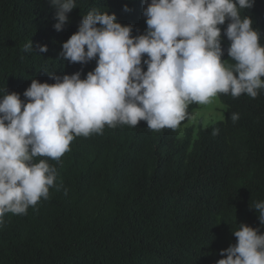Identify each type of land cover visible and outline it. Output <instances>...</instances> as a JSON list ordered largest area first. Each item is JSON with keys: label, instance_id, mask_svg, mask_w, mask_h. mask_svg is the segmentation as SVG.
<instances>
[{"label": "trees", "instance_id": "trees-1", "mask_svg": "<svg viewBox=\"0 0 264 264\" xmlns=\"http://www.w3.org/2000/svg\"><path fill=\"white\" fill-rule=\"evenodd\" d=\"M76 4L56 31L49 0H0V90L26 100L23 92L32 79L54 83L44 67L60 76L80 71L83 79L96 61L68 63L58 54L90 10L115 14L119 23L132 26L133 36L146 30L142 0ZM244 14L264 45V0H255ZM227 23L219 25L224 49L230 43L223 34ZM30 40L34 52H25ZM37 44L47 45V52L36 54ZM227 57L225 51L222 58ZM217 97L226 107L224 118L200 127L196 138L191 127L178 138L176 129L156 132L140 121L76 137L59 163L38 157L56 167L55 183L62 186L50 188L49 199L25 215H5L0 264H216L223 258L220 250L236 243L232 231L239 224L264 233L251 207L264 201V90L255 99ZM195 108L188 106L189 118ZM232 113L239 114L235 123ZM93 197L97 209L88 217Z\"/></svg>", "mask_w": 264, "mask_h": 264}, {"label": "clouds", "instance_id": "clouds-1", "mask_svg": "<svg viewBox=\"0 0 264 264\" xmlns=\"http://www.w3.org/2000/svg\"><path fill=\"white\" fill-rule=\"evenodd\" d=\"M143 34L133 36L107 11L90 10L66 41L58 58L96 66L56 75L54 83L32 79L20 94L0 90V225L7 213L25 215L50 197L60 162L76 137L103 134L105 126L175 130L189 118L190 104L207 105L219 94L255 99L264 90V45L253 20L242 15L255 0H142ZM55 8L56 31L68 21L76 0H49ZM125 6V11H127ZM230 41L222 48L221 28ZM39 53L47 45L37 44ZM25 52H34L30 40ZM230 59H223L224 52ZM146 65V70L142 69ZM238 113L231 114L235 123ZM45 157L48 159H37ZM65 194L67 190L65 189ZM264 225V201L251 206ZM235 244L221 249L216 264H264V233L239 224Z\"/></svg>", "mask_w": 264, "mask_h": 264}, {"label": "rangeland", "instance_id": "rangeland-1", "mask_svg": "<svg viewBox=\"0 0 264 264\" xmlns=\"http://www.w3.org/2000/svg\"><path fill=\"white\" fill-rule=\"evenodd\" d=\"M227 59H230L227 57ZM196 104V103H195ZM225 106L219 101L218 97L213 98L212 102L207 105L196 104L192 116L189 120L179 125L176 129L178 138H182L186 127H191L193 130V138H196L197 131L200 127H207L218 120L224 118ZM98 198H91L86 205V215L93 216L96 213Z\"/></svg>", "mask_w": 264, "mask_h": 264}]
</instances>
